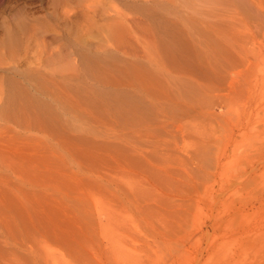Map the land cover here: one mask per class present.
Segmentation results:
<instances>
[{
	"label": "rangeland",
	"instance_id": "374dc122",
	"mask_svg": "<svg viewBox=\"0 0 264 264\" xmlns=\"http://www.w3.org/2000/svg\"><path fill=\"white\" fill-rule=\"evenodd\" d=\"M0 264H264V0H0Z\"/></svg>",
	"mask_w": 264,
	"mask_h": 264
},
{
	"label": "bare ground",
	"instance_id": "6f19581e",
	"mask_svg": "<svg viewBox=\"0 0 264 264\" xmlns=\"http://www.w3.org/2000/svg\"><path fill=\"white\" fill-rule=\"evenodd\" d=\"M183 60H184V59H183ZM214 62L216 63L215 60H214ZM214 62H213L212 60L206 59V63L210 65V68H211V69L214 67V64H213ZM206 63H205V64H206ZM215 65H216V64H215ZM206 66H208V65H206ZM185 68H187V67H185ZM199 68H202V67H199ZM184 70H185V69H184ZM185 71H186V70H185ZM205 71H206V70H205ZM207 71H208V69H207ZM187 73H188V70H187ZM192 76H194V75L192 74ZM181 79H182V78H181ZM197 79H199V78H197ZM182 80L185 81L186 79L183 78ZM187 80H189V79H187ZM187 80H186V82H188ZM190 80H192V81H194V82H197V81H196L195 79H193L192 77H191ZM199 80H200V79H199ZM192 81H190V82H192ZM190 82H188V83H190ZM192 84H193V82H192ZM197 85H198V86H202V84H200V83H198V82H197ZM145 238H146V237H145Z\"/></svg>",
	"mask_w": 264,
	"mask_h": 264
}]
</instances>
